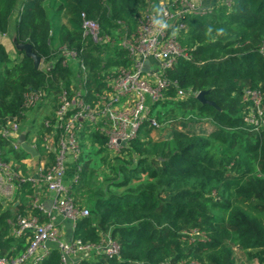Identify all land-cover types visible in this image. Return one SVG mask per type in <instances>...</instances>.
<instances>
[{"label": "trees", "instance_id": "1", "mask_svg": "<svg viewBox=\"0 0 264 264\" xmlns=\"http://www.w3.org/2000/svg\"><path fill=\"white\" fill-rule=\"evenodd\" d=\"M149 2L0 0V34L12 33L15 43L30 44L47 64L35 67L24 49L12 59L0 41V129L8 121L26 125L33 108L25 105L28 91L57 100L63 88L69 89L77 77L64 63L63 47L88 68L91 99L105 73L127 67L130 58L127 49L113 53L84 36L82 13L99 24L101 35L123 30L130 36ZM184 22L178 40L188 56L166 74L181 88L207 91L206 99L215 104L194 95L180 99L171 86L152 105L160 126L144 122L126 149L131 159L117 158L113 173L102 179L89 163L76 164L71 173L79 178L70 184V194L90 215L77 220L74 237L97 244L110 234L120 244L119 255H95L81 264H245V257L264 264V0H222ZM248 92L261 95L262 116ZM158 105L168 108L166 118L156 111ZM32 123L24 126L26 137ZM40 130L43 138V122ZM91 137L106 150V135L94 131ZM36 148L41 153L39 144ZM29 155L0 132L1 161L21 162ZM39 158L54 160L45 146ZM20 187H28L32 199L31 184ZM28 200L3 210L0 201V258H15L27 248L25 237H14L13 227L27 211L39 215ZM61 263L59 249L53 248L38 264Z\"/></svg>", "mask_w": 264, "mask_h": 264}, {"label": "built area", "instance_id": "2", "mask_svg": "<svg viewBox=\"0 0 264 264\" xmlns=\"http://www.w3.org/2000/svg\"><path fill=\"white\" fill-rule=\"evenodd\" d=\"M210 8L212 7L207 6L205 0H159L158 4L149 2L140 11L136 30L124 41L130 64L108 70L102 79L101 89H93L91 99L87 97L86 87L88 68L83 61L78 60L75 52L63 47V54L66 56L64 63L76 66L77 78L69 89L63 88L57 94V105L52 117L43 120L47 129L43 140L46 142L45 148L54 156L53 162L49 163L45 158L34 172L23 174L12 164L0 160V187L5 195H13L16 185L24 182L30 183L38 193H48L52 201L49 208L35 203L48 219L41 220L37 215L20 216L16 233L18 236L29 237L28 246L15 258H0V264H38L50 255L53 248L59 249L61 264H81L100 254L109 257L119 255L120 244L110 234H105L97 244L85 242L74 235L62 236L53 219L55 213L71 221L72 234L77 220L81 216L90 215V211L86 207H80L70 194V184L79 178L76 173L72 179H67L70 163L78 161L81 156V137L85 131H97L106 135L107 148L119 154L139 135L144 122L151 121L152 125L160 126L156 118L152 117V105L163 100L171 86L177 88V97L180 99H187L190 95L198 97L201 91L179 87L177 81L167 76L166 71L180 57L188 56L178 40L180 31L186 30L184 17L204 14ZM82 28L84 36L95 42L102 38L110 40L109 35H101L99 24L84 13ZM25 45L19 44V47L26 52ZM40 62L38 68L47 67L42 58ZM146 66L148 69L145 71ZM248 94L262 116L261 95L257 92ZM25 97L28 108L48 98L44 92L34 90L28 91ZM250 120L258 123L253 114ZM0 132L11 139L14 148H21L18 123L8 121Z\"/></svg>", "mask_w": 264, "mask_h": 264}, {"label": "rangeland", "instance_id": "3", "mask_svg": "<svg viewBox=\"0 0 264 264\" xmlns=\"http://www.w3.org/2000/svg\"><path fill=\"white\" fill-rule=\"evenodd\" d=\"M221 1L222 0H214L215 3H219ZM158 2H159V0H158ZM150 3L158 4L154 0H150ZM211 7H213V6H211ZM136 28H135V30H136ZM104 35H109L110 40L107 41L106 38H102L100 41H96L97 43H99L102 46V48H104V49L110 48L113 53H115V51H119L121 49H126L125 45H124V41L128 38L126 31L117 30L114 34H104ZM4 36L5 35L0 34V40L1 39L3 40L5 38ZM13 36L14 35L12 33L9 34V38L11 40L8 39V41L6 42L8 48L10 50L12 59H13V56L15 54L14 51H16L14 49V47H18V45H19V44L15 43ZM11 43L13 44V47L10 45ZM108 51H109V49H108ZM108 51H107V53H108ZM103 55H106V52L103 53ZM40 63H42V62H40ZM70 65L73 66L72 69L75 71V76H76V71H77L76 66L73 63H70ZM40 67H43V66L40 64ZM107 72H106V74H107ZM77 84H78V82H76V85ZM56 105H57V100L54 99L52 96H49L47 99H45L44 101H42V102L38 103L36 106H34L29 111L28 117L26 119V125L29 126L30 123H32L33 119L35 118V121L31 124L33 126H31L32 128L30 130V133H29L27 139L29 142H32V144H35V146H37V144H39V146L41 147L40 148V152H41L40 155L42 154L43 148L46 145V142L44 140H42L43 138H42V136H40L41 135L40 124L43 122V120L45 118L52 117L54 110L56 108ZM156 109H158L156 111H162L163 112L162 117L166 118L168 116V114H166V112H165V110L168 108L165 109L162 105H158ZM157 113H155V115H157ZM175 114L179 116L181 113H180V111H176ZM161 119L163 120V118H161ZM26 125L25 124L20 125V132H22V131L24 132V126H26ZM154 135H155V133H153V136ZM81 147H82V153H81V156L78 159V161H75V162L71 161V163H70V167L68 169L69 173H68V177H67L68 180L72 179V177H74L73 173H71V172H74V170L76 169L77 163H79L82 166L85 163H89L90 167L93 169L92 171H94V174L98 176V179H102L103 175H111V173H113L110 166L116 161L117 158L121 157L123 159L129 160L133 157L131 155V152L128 150H124L119 154L118 153L116 154V153L110 151L108 148H106V150L101 151L99 145H97L92 140L90 131H85V133L82 135ZM11 162L13 164L12 165L13 167L15 166L17 168V170H21L22 172H24L23 171L24 166L22 167V164L25 162L23 160L21 162H18L16 160L12 159ZM37 162H31V164H29V165L25 164V165H27V167H25V168L27 170L35 168L38 164ZM83 206L85 207V205H83ZM262 216L264 217V214ZM236 255L238 257H241L240 252L236 253ZM244 263L245 264H258V261L256 259L245 257Z\"/></svg>", "mask_w": 264, "mask_h": 264}, {"label": "crops", "instance_id": "4", "mask_svg": "<svg viewBox=\"0 0 264 264\" xmlns=\"http://www.w3.org/2000/svg\"><path fill=\"white\" fill-rule=\"evenodd\" d=\"M205 4L207 5V6H213L214 4H215V2H214V0H205ZM5 38L2 40H0L2 43H4L5 45H6V47H7V49H8V51L10 52V50H9V48H8V46H7V41H8V39L9 40H11L10 38H9V35H5L4 36ZM14 37V40H15V36H13ZM12 37V38H13ZM12 47H13V44L11 43L10 44ZM14 49L16 50V51H14L15 52V54H14V56H13V59L14 58H17L19 55H18V51H19V49H21L20 47H19V45H18V47H14ZM13 52V53H14ZM11 54V53H10ZM28 137H26V140L28 141V139H27ZM29 142V141H28ZM30 144H32V142H29ZM32 145H35V144H32ZM40 157V153H39V151H38V155L37 156H35V157H33L31 154L29 155V156H27L25 159H23V161L25 162L24 163V166L25 167H27V165H29V164H31V162H37L38 164H37V166L35 167V168H32V169H30V170H27L25 167H23V169L25 168L26 170L24 171V172H22L21 170H17V168L15 167V169L17 170V171H20L21 173H25V174H28V173H32V172H34V170H36L37 168H38V166H40V164H43V162H44V160H45V158H39ZM37 160V161H36ZM10 164H12V162L10 163ZM25 164H27V165H25ZM13 165V164H12ZM69 173V172H68ZM32 187V186H31ZM32 190H33V197H32V199L30 198L31 196V194L28 192L29 191V188L27 187V188H23V187H20V185H16V187H15V190H14V193H13V195H11L10 197L9 196H7V195H5V193L1 190V187H0V201H1V203H2V208H1V210H3V209H7V208H9V207H11L12 205H18V203L21 201V202H28L29 203V200L28 199H30V201L32 200V207L34 208V207H36L37 209H38V207L35 205V203L37 202V204L38 203H40L41 205H43L44 207H47V208H49V206L51 205V203H52V201H51V199H50V197L48 196V193H46V192H42V193H38L37 192V190L34 188V187H32ZM39 210V209H38ZM39 215L37 214V216L42 220H44V218H45V216H46V214L43 212V211H41V210H39ZM27 215H25V216H34L35 214L33 213V211L32 210H30V211H27ZM41 214V215H40ZM54 217H53V219L56 221V223H57V225H58V227H59V229H60V231H61V234H62V236H64V237H70V236H72L73 234H72V225H71V221L70 220H68V219H66L65 217H63V216H61V215H59V214H54L53 215ZM47 217V216H46ZM46 220H47V218H46ZM16 230H17V224H16V226L14 225V227H13V234H14V237L16 238V239H20V238H23V237H25V241H26V244H27V246H28V243H29V237L28 238H26V236H18L17 235V233H16ZM18 242V241H17Z\"/></svg>", "mask_w": 264, "mask_h": 264}, {"label": "water", "instance_id": "5", "mask_svg": "<svg viewBox=\"0 0 264 264\" xmlns=\"http://www.w3.org/2000/svg\"><path fill=\"white\" fill-rule=\"evenodd\" d=\"M25 50H26V55L30 56L33 58L34 60V65L35 67L38 66L40 60H41V57L36 54L32 48H31V45L30 44H26L25 45ZM147 64H148V61H147ZM148 69V67L146 66L144 68V70L146 71ZM207 91H201L198 95V99L204 103H209V104H212L214 105L215 103L212 102V101H209L206 99L205 95H206ZM19 143L21 145V148L23 150H25L26 152H28L29 154H31L33 157L37 156L38 155V149L36 148L35 145H32L30 144L27 140H26V134L24 132H21L20 135H19Z\"/></svg>", "mask_w": 264, "mask_h": 264}]
</instances>
